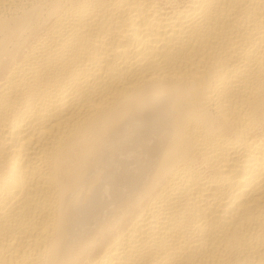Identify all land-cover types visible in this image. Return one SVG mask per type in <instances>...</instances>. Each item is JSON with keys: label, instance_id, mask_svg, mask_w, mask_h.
Wrapping results in <instances>:
<instances>
[{"label": "bare ground", "instance_id": "bare-ground-1", "mask_svg": "<svg viewBox=\"0 0 264 264\" xmlns=\"http://www.w3.org/2000/svg\"><path fill=\"white\" fill-rule=\"evenodd\" d=\"M0 264H264V0H0Z\"/></svg>", "mask_w": 264, "mask_h": 264}]
</instances>
